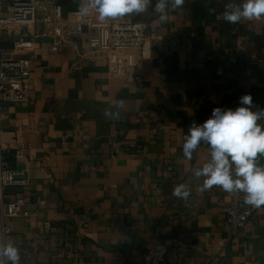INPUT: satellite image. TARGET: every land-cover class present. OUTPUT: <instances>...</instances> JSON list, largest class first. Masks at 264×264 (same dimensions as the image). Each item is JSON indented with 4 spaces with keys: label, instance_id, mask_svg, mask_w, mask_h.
Here are the masks:
<instances>
[{
    "label": "crops",
    "instance_id": "0c3cea01",
    "mask_svg": "<svg viewBox=\"0 0 264 264\" xmlns=\"http://www.w3.org/2000/svg\"><path fill=\"white\" fill-rule=\"evenodd\" d=\"M54 1L65 16L79 10V0ZM228 2L185 0L163 23L152 7L119 18L145 23L154 36L137 81L39 39L29 100L0 101L7 159L31 180L8 192L24 190L25 208L38 213L10 221L21 264H144L167 239L176 245L164 264H264V206L253 207L252 226L228 228L225 209L246 205L244 194L201 191L203 178L193 173L210 159L209 147L201 144L191 160L182 151L192 122L203 124L214 108L234 110L250 94L264 109V18L228 23L209 11L221 13ZM116 100L126 102L120 118H105ZM16 148L32 161L15 163ZM180 184L187 200L172 195Z\"/></svg>",
    "mask_w": 264,
    "mask_h": 264
},
{
    "label": "built area",
    "instance_id": "2783aa9c",
    "mask_svg": "<svg viewBox=\"0 0 264 264\" xmlns=\"http://www.w3.org/2000/svg\"><path fill=\"white\" fill-rule=\"evenodd\" d=\"M41 38L49 39L57 51L73 49L80 56L99 58L111 72L124 75L128 81L139 80L137 69L141 61L153 56L154 49V36L140 21L116 19L100 23L94 12L85 17L79 10L65 16L62 6L54 0H0V101L29 100L34 63L31 54ZM5 39H10L11 46L1 44ZM229 61L235 63L236 59L231 55ZM224 72L222 67L217 71L218 75ZM8 151L0 138V237L10 240L13 218L38 213L25 208L24 190L8 192L11 187L26 188L31 183L25 169L10 165ZM13 158L17 164L32 161L23 148H16ZM41 204L45 206L47 201ZM223 216L225 225L235 232L254 224L251 206L227 207ZM226 244V238L220 239V249L224 250ZM174 245V239L157 244L144 254V264H164Z\"/></svg>",
    "mask_w": 264,
    "mask_h": 264
},
{
    "label": "clouds",
    "instance_id": "9594fccd",
    "mask_svg": "<svg viewBox=\"0 0 264 264\" xmlns=\"http://www.w3.org/2000/svg\"><path fill=\"white\" fill-rule=\"evenodd\" d=\"M185 0H79V14L89 16L93 12L100 23L130 15H140L150 7L159 20L167 22L169 13L184 6ZM217 19L228 23L264 18V0H241L224 5L221 13L209 9ZM240 106L214 108L212 115L203 123L192 122L183 137V155L191 160L201 144L209 147L210 159L202 167L194 169L197 179L203 178L201 191L220 187L228 193H243L244 203L259 208L264 206V166L257 163L264 157V109L253 105L250 94L240 97ZM124 100L105 108L103 115L118 120L125 108ZM255 109V110H254ZM172 195L187 200L190 190L184 184L173 189ZM0 264H21V254L15 242L0 237Z\"/></svg>",
    "mask_w": 264,
    "mask_h": 264
}]
</instances>
